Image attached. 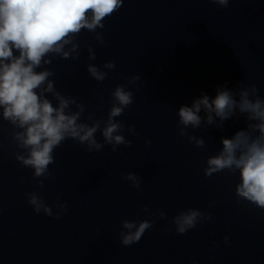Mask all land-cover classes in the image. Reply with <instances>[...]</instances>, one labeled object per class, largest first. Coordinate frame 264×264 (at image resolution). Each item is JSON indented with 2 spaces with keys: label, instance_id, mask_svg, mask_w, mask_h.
I'll list each match as a JSON object with an SVG mask.
<instances>
[{
  "label": "clouds",
  "instance_id": "obj_1",
  "mask_svg": "<svg viewBox=\"0 0 264 264\" xmlns=\"http://www.w3.org/2000/svg\"><path fill=\"white\" fill-rule=\"evenodd\" d=\"M231 2L209 0L217 8H228ZM123 4L124 0H0V120L9 125L10 139L19 149L13 152L14 159L23 168L32 170V179L40 189L52 176L49 169L55 163V150L66 141L79 144L86 153L100 152L106 146L117 152L119 146L132 144L125 132L137 135L133 125L125 126L119 118L134 103L135 92L130 88L139 90L142 86L137 83L141 81L140 74L128 77L127 84L115 86L110 93L107 117L103 118L97 117L95 112L85 115V102L57 90L53 79L56 73L49 67L57 58L79 61L78 37L82 30L92 33L97 43L105 44L99 30L105 29L104 21ZM85 48L87 59L95 61L93 47L86 44ZM85 67L92 79L103 82L109 71L115 70L116 62L88 63ZM99 101L103 104V97H99ZM176 114L179 136L205 151L206 141L195 134L196 130L213 126L223 132L226 121L243 117L244 127L231 136L220 137L221 147L214 155L206 157L202 171L206 178L238 173L236 203L264 212V98L260 88L247 83V78L238 81L233 88L224 81L216 86L214 96L201 92L190 105H181ZM98 133L102 140L97 139ZM145 143L150 145L152 141ZM122 179L142 191L143 178L137 173L122 174ZM25 197L37 215L43 213L62 219L68 214V202H60V195L52 205L35 191L26 192ZM215 203L213 201L209 207ZM142 211L148 213L149 218L121 222L119 241L122 246L138 243L157 220L168 219L161 209L153 213L145 205ZM210 221L211 212L188 208L172 216L171 227L164 231L174 230L177 235H184ZM222 239L230 246L229 236ZM212 246L218 248L220 244L213 240Z\"/></svg>",
  "mask_w": 264,
  "mask_h": 264
}]
</instances>
